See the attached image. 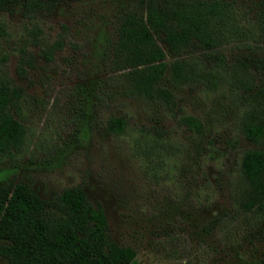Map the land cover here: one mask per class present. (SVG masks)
I'll use <instances>...</instances> for the list:
<instances>
[{"label": "rangeland", "instance_id": "374dc122", "mask_svg": "<svg viewBox=\"0 0 264 264\" xmlns=\"http://www.w3.org/2000/svg\"><path fill=\"white\" fill-rule=\"evenodd\" d=\"M22 1L38 5L0 10V79L19 92L13 114L24 128L20 148L1 163L10 177L45 200L80 187L138 264H264V208L244 211L237 197L242 153L264 147L240 129L246 110L264 111V0H226L232 32L211 47L193 39L170 53L152 33L168 105L131 91L114 50L120 16L145 14L140 0ZM177 59L215 79L175 85L168 67ZM184 115L202 133L182 125ZM110 117L124 120L122 133L105 129Z\"/></svg>", "mask_w": 264, "mask_h": 264}, {"label": "trees", "instance_id": "16d2710c", "mask_svg": "<svg viewBox=\"0 0 264 264\" xmlns=\"http://www.w3.org/2000/svg\"><path fill=\"white\" fill-rule=\"evenodd\" d=\"M225 1L175 0L172 7L166 0L163 6L153 0H140L141 7H146L144 15L130 12L120 16L114 50L117 61L129 69L126 78L131 91L141 98L171 104V92L157 85L166 63L164 52L152 33L163 34L162 41L170 53L186 50L193 39L203 47L214 46L232 32L226 21ZM18 4L28 8L38 2L0 0V10ZM220 20L224 23L219 29ZM57 47L59 42L45 49L42 52L45 58L50 60ZM23 62L29 64L24 55L17 67L20 75L25 71ZM168 70L175 85L194 79L207 82L215 79L210 71L199 73L184 59L174 60ZM230 76L236 85H244L241 76ZM18 97V90L0 79V264H138L131 247L120 246L109 238L101 205L91 203L80 187L64 188L45 200L25 183L14 181L1 166L3 158L17 151L24 139L23 125L13 114L18 108ZM179 121L191 131L202 133V124L197 118L184 115ZM124 126L121 117H110L105 129L120 134ZM240 129L245 139L263 143L264 111L246 110L240 119ZM238 170L239 206L244 211L262 210L264 147L246 149Z\"/></svg>", "mask_w": 264, "mask_h": 264}]
</instances>
